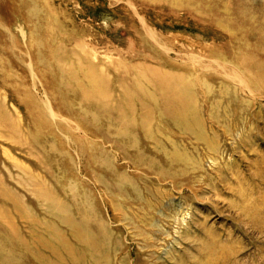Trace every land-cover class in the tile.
<instances>
[{"label":"rangeland","instance_id":"obj_1","mask_svg":"<svg viewBox=\"0 0 264 264\" xmlns=\"http://www.w3.org/2000/svg\"><path fill=\"white\" fill-rule=\"evenodd\" d=\"M0 264H264V0H0Z\"/></svg>","mask_w":264,"mask_h":264},{"label":"bare ground","instance_id":"obj_2","mask_svg":"<svg viewBox=\"0 0 264 264\" xmlns=\"http://www.w3.org/2000/svg\"><path fill=\"white\" fill-rule=\"evenodd\" d=\"M241 3H244V2H241Z\"/></svg>","mask_w":264,"mask_h":264}]
</instances>
